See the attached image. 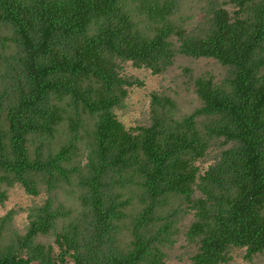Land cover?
Returning <instances> with one entry per match:
<instances>
[{
    "label": "trees",
    "instance_id": "16d2710c",
    "mask_svg": "<svg viewBox=\"0 0 264 264\" xmlns=\"http://www.w3.org/2000/svg\"><path fill=\"white\" fill-rule=\"evenodd\" d=\"M13 188L0 264H264V0H0Z\"/></svg>",
    "mask_w": 264,
    "mask_h": 264
},
{
    "label": "rangeland",
    "instance_id": "374dc122",
    "mask_svg": "<svg viewBox=\"0 0 264 264\" xmlns=\"http://www.w3.org/2000/svg\"><path fill=\"white\" fill-rule=\"evenodd\" d=\"M155 86V80L152 76L145 77L144 87L151 89ZM143 90H138L133 93L129 99L132 109H138L145 102ZM28 203L27 195L19 188H13L9 193L3 205H0V215L10 208L22 207ZM18 217V216H17ZM20 218V216H19ZM18 221V218H17Z\"/></svg>",
    "mask_w": 264,
    "mask_h": 264
}]
</instances>
